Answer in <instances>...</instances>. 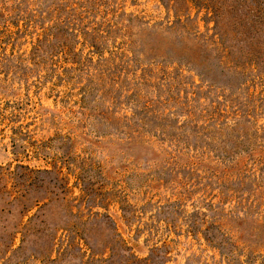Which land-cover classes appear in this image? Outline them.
<instances>
[{"label": "rangeland", "instance_id": "obj_1", "mask_svg": "<svg viewBox=\"0 0 264 264\" xmlns=\"http://www.w3.org/2000/svg\"><path fill=\"white\" fill-rule=\"evenodd\" d=\"M0 264H264V0H0Z\"/></svg>", "mask_w": 264, "mask_h": 264}]
</instances>
